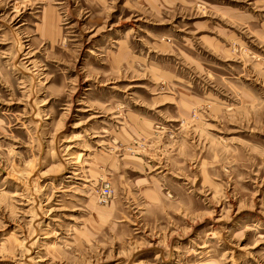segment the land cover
<instances>
[{
    "label": "rangeland",
    "instance_id": "374dc122",
    "mask_svg": "<svg viewBox=\"0 0 264 264\" xmlns=\"http://www.w3.org/2000/svg\"><path fill=\"white\" fill-rule=\"evenodd\" d=\"M0 264H264V0H0Z\"/></svg>",
    "mask_w": 264,
    "mask_h": 264
},
{
    "label": "built area",
    "instance_id": "2783aa9c",
    "mask_svg": "<svg viewBox=\"0 0 264 264\" xmlns=\"http://www.w3.org/2000/svg\"><path fill=\"white\" fill-rule=\"evenodd\" d=\"M109 193V188L105 185L99 190V199L100 200H105L108 196Z\"/></svg>",
    "mask_w": 264,
    "mask_h": 264
}]
</instances>
